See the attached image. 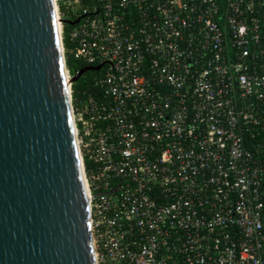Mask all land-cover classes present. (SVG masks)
I'll return each mask as SVG.
<instances>
[{
  "label": "built area",
  "instance_id": "obj_1",
  "mask_svg": "<svg viewBox=\"0 0 264 264\" xmlns=\"http://www.w3.org/2000/svg\"><path fill=\"white\" fill-rule=\"evenodd\" d=\"M53 2L96 264H264V0Z\"/></svg>",
  "mask_w": 264,
  "mask_h": 264
},
{
  "label": "water",
  "instance_id": "obj_2",
  "mask_svg": "<svg viewBox=\"0 0 264 264\" xmlns=\"http://www.w3.org/2000/svg\"><path fill=\"white\" fill-rule=\"evenodd\" d=\"M100 68L67 78L53 0H0V264H96L70 85Z\"/></svg>",
  "mask_w": 264,
  "mask_h": 264
},
{
  "label": "trees",
  "instance_id": "obj_3",
  "mask_svg": "<svg viewBox=\"0 0 264 264\" xmlns=\"http://www.w3.org/2000/svg\"><path fill=\"white\" fill-rule=\"evenodd\" d=\"M71 26H65V30H68ZM65 44L68 46L67 39L65 38ZM68 66L71 73L75 70L80 69V67L85 66L80 61L74 60L73 58H68ZM99 73V71H92L87 76L81 77L78 81L72 83L73 96L75 99L84 98L89 94L97 95L98 89L93 84L94 77Z\"/></svg>",
  "mask_w": 264,
  "mask_h": 264
},
{
  "label": "bare ground",
  "instance_id": "obj_4",
  "mask_svg": "<svg viewBox=\"0 0 264 264\" xmlns=\"http://www.w3.org/2000/svg\"><path fill=\"white\" fill-rule=\"evenodd\" d=\"M59 26V25H58ZM60 27V26H59ZM80 168H81V176H82V183H83V188H84V192L86 193L87 192V189H86V185H85V178H84V173H83V168H82V163L80 161ZM86 203H87V207H89V204H88V200L86 199Z\"/></svg>",
  "mask_w": 264,
  "mask_h": 264
},
{
  "label": "flooded vegetation",
  "instance_id": "obj_5",
  "mask_svg": "<svg viewBox=\"0 0 264 264\" xmlns=\"http://www.w3.org/2000/svg\"><path fill=\"white\" fill-rule=\"evenodd\" d=\"M84 67H86V66L80 67V69L84 68ZM90 72H92V70L86 71L81 77L87 76Z\"/></svg>",
  "mask_w": 264,
  "mask_h": 264
}]
</instances>
